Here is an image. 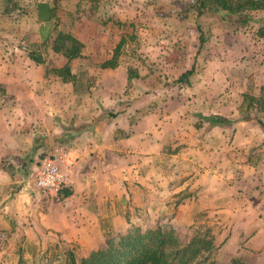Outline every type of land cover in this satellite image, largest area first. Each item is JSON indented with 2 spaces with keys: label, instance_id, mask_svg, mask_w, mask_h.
I'll return each mask as SVG.
<instances>
[{
  "label": "rangeland",
  "instance_id": "rangeland-1",
  "mask_svg": "<svg viewBox=\"0 0 264 264\" xmlns=\"http://www.w3.org/2000/svg\"><path fill=\"white\" fill-rule=\"evenodd\" d=\"M53 1L17 0L23 9L21 13L15 11L1 15L3 0H0L1 65L9 67L16 64L26 68L29 59L25 48L40 41L36 5H53ZM88 1L57 0L54 4L57 7L58 29H66L77 39L81 38L85 46L83 56L70 62L72 73L78 77L74 90L60 84L57 86V82H60L57 77L44 76L45 67H61L65 60L40 48L45 58V64L38 65L43 75L42 82H56L55 93L64 100H61L63 105L56 102L57 106L52 112L53 115L66 113L64 116H53L55 124L60 120L61 123L68 121L74 111H80L82 118L84 115L89 117V114L92 117L99 115L103 126L110 131L116 127L122 129L123 133H118L119 137L125 131L133 130L150 136H146L144 141L149 138L153 142L154 133L163 129L166 137L163 138V150L167 158H171L173 153L177 154L184 146H191L192 141L196 143L203 122H209L206 118L211 116L230 121L213 123L218 128L214 127L213 135L206 143L212 152L219 149L222 136L226 139L224 148L226 144L231 148L237 147L234 132L238 128H252L253 133L255 128L264 130L257 123V119L264 123V113L255 116L247 112L243 105L244 97H255L260 87H264V37H258L256 32L258 27L264 26L263 12L252 14L250 22L241 24L206 15L197 17L193 8L194 0H100L95 4ZM121 39L124 44L119 48L115 67L101 68L102 63L112 58ZM187 71L190 74L184 82L179 81V77ZM128 75H135L130 83H127ZM1 90L3 88L0 86V96L4 94ZM84 98L93 101L89 107L83 103L85 110L79 105V99ZM65 99L70 104H66ZM69 105L76 106L78 110L71 112L72 107L69 109ZM113 114L116 116H108ZM246 115L250 117L244 119ZM177 131L181 132L177 135H181L180 140L174 139ZM261 137L259 133L254 134L257 141L252 147L258 145L260 151L257 150V155L264 158ZM141 143L140 140L138 144ZM229 151L230 158L239 152L233 149ZM50 152H40L38 158L48 156ZM194 157L192 161H195ZM197 157L200 162L195 165L200 169L205 156L199 153ZM208 159L221 163L215 155L213 158L208 155ZM175 164L166 166L171 179L170 185L166 186L169 193L162 198L161 194H152L148 208L143 210L133 209L131 205L122 208L120 216L130 224L142 226L167 219L177 228L202 223L213 225L218 232L217 243L221 245L217 258L222 262L227 261L230 259L224 245L227 233L215 216L189 212L185 219H177L181 225H176L174 218L180 198H186L195 188L187 187L180 193L175 192L174 188L177 187L172 185L177 180L173 174L185 182L191 177L189 172L194 173L186 164H181L182 171L179 174L178 170H174ZM191 164L195 166L193 162ZM34 172L29 177V186L38 196L54 197L34 188ZM103 221L102 239L108 233H116L115 229H121L120 233L123 234L128 227L113 226L108 219ZM60 241L59 234L50 230L39 229L35 235L9 234L0 230V252L5 259L3 264H17L18 250H21L26 264H30L33 255L42 253ZM65 244L60 247L73 249L77 258L86 252L75 245ZM246 258L252 262L253 256L247 255Z\"/></svg>",
  "mask_w": 264,
  "mask_h": 264
},
{
  "label": "crops",
  "instance_id": "crops-1",
  "mask_svg": "<svg viewBox=\"0 0 264 264\" xmlns=\"http://www.w3.org/2000/svg\"><path fill=\"white\" fill-rule=\"evenodd\" d=\"M78 40L83 43L81 38ZM42 80L39 66L30 61L25 69L16 64L9 67L0 64V86L5 94L0 96V230L22 235L50 230L67 244L94 250L105 240L103 220L108 219L120 228L128 226L129 221L123 220L120 210L130 205L137 210L148 208L154 193L164 197L170 192L166 186L171 180L166 166L176 163L174 170L180 174L181 164H186L194 173L189 172L191 177L185 182L173 174L177 181L172 186L177 187L174 188L177 193L187 187L195 189L186 198H180L174 218L176 225H181L177 219H185L189 212L215 216L225 227L224 245L229 258L251 255L253 264H264V158L257 155L258 145L252 147L257 141L255 133L261 134L264 142V130L255 128L253 133L252 128H238L234 132L237 147L226 144L224 148L226 139L222 136L221 147L212 152L206 143L216 126L203 122L201 135H196L197 142L192 141L191 146H184L167 158L163 129L154 133L153 142L149 138L144 141L150 136L133 130L119 137L122 129L110 131L99 115L82 118L80 111H74L68 121L55 124L53 116L66 114H52L56 102L62 99L55 93L56 82ZM59 84L71 91L75 89L70 83ZM68 99L66 104H70ZM79 101L84 110L83 103L89 107L93 102L88 98ZM75 107L68 106L71 112ZM176 133L174 139L180 140L181 135H177L181 132ZM140 140L142 143L138 144ZM230 149L239 151L234 155L237 158H230ZM49 150L50 154H60L68 166L70 182L66 197L38 196L29 186L39 153ZM199 153H203L205 160L197 169ZM208 155L220 158L221 163L209 160ZM190 156H195V161ZM115 230L120 233L121 229ZM4 261L0 252V264Z\"/></svg>",
  "mask_w": 264,
  "mask_h": 264
},
{
  "label": "trees",
  "instance_id": "trees-1",
  "mask_svg": "<svg viewBox=\"0 0 264 264\" xmlns=\"http://www.w3.org/2000/svg\"><path fill=\"white\" fill-rule=\"evenodd\" d=\"M56 1L52 2L53 5L48 3L36 5L40 41L25 48L26 56L35 65L45 64L40 48L61 56L65 63L61 67L49 69L45 67L44 76L57 77L60 82L70 83L75 87L78 77L71 72L70 62L83 56L85 46L66 29H58L55 13L57 7L54 5ZM99 1L89 0L88 2L95 4ZM1 6V15H8L15 11L21 13L23 10L17 4V0H3ZM193 8L196 10L197 17L206 15L247 24L252 20V14L263 12L264 15V0H194ZM256 32L258 37H264V26L258 27ZM123 44L124 40L121 39L112 58L102 63L101 68L115 67L119 48ZM189 74L190 71L183 73L179 81L184 82ZM133 77L135 78V75ZM133 77L128 75L127 83H130ZM1 92L4 93L3 90ZM243 105L247 112L255 116L264 113V87H260L255 97H244ZM250 115L243 118H249ZM108 116L115 117L116 114ZM206 120L210 124L230 122L228 119L215 116ZM257 123L264 127V123L259 119ZM68 195L69 191L66 188L58 193V196ZM217 233L213 225H206V223L177 228L170 223L169 219L156 220L146 226L128 222V227L123 234H106L102 245L94 250L86 251L79 258L76 257L73 249L61 248V244L65 243L60 241L42 253L33 255L30 264H253L245 255H237L224 262L219 261L217 252L221 245L217 243ZM26 263L21 256V250H18L17 264Z\"/></svg>",
  "mask_w": 264,
  "mask_h": 264
},
{
  "label": "built area",
  "instance_id": "built-area-1",
  "mask_svg": "<svg viewBox=\"0 0 264 264\" xmlns=\"http://www.w3.org/2000/svg\"><path fill=\"white\" fill-rule=\"evenodd\" d=\"M33 177V186L38 191L51 196L66 188L70 182L68 166L60 154H50L38 159Z\"/></svg>",
  "mask_w": 264,
  "mask_h": 264
}]
</instances>
